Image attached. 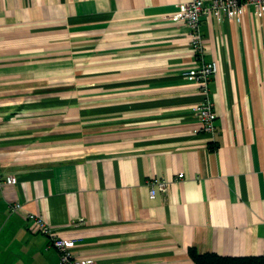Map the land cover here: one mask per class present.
Wrapping results in <instances>:
<instances>
[{"label":"crops","instance_id":"0c3cea01","mask_svg":"<svg viewBox=\"0 0 264 264\" xmlns=\"http://www.w3.org/2000/svg\"><path fill=\"white\" fill-rule=\"evenodd\" d=\"M186 1L0 0V264H59L28 213L93 264L264 254V12L201 17L210 136Z\"/></svg>","mask_w":264,"mask_h":264},{"label":"built area","instance_id":"2783aa9c","mask_svg":"<svg viewBox=\"0 0 264 264\" xmlns=\"http://www.w3.org/2000/svg\"><path fill=\"white\" fill-rule=\"evenodd\" d=\"M252 5L256 15L261 16L264 12V0H188L179 4L177 11L168 15L173 21L183 22L189 29V40L196 55L201 62L194 69L187 70L183 74L190 78L202 95L201 100L195 108V115L201 122V131L213 136L216 133L214 104L209 96V82L213 74L218 70L215 60L204 61V37L202 34L201 17L213 15L217 20L227 18L229 20L241 21L245 7ZM13 175H2L0 165V188L3 184L14 183ZM148 193L154 197L157 192H166L168 182L164 178L151 177L148 182ZM11 210L21 208V204L14 202L10 205ZM27 219L32 224V229L45 234L59 253V264H93L90 258H78L74 252L76 240L71 237H63L56 233L48 224L42 214L28 213Z\"/></svg>","mask_w":264,"mask_h":264},{"label":"trees","instance_id":"16d2710c","mask_svg":"<svg viewBox=\"0 0 264 264\" xmlns=\"http://www.w3.org/2000/svg\"><path fill=\"white\" fill-rule=\"evenodd\" d=\"M188 255L195 264H264V254L249 256H226L215 252H198L188 248Z\"/></svg>","mask_w":264,"mask_h":264}]
</instances>
